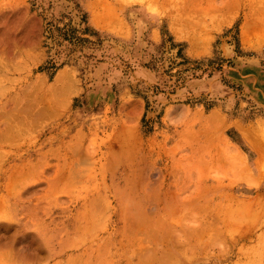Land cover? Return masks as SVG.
I'll return each instance as SVG.
<instances>
[{
	"label": "rangeland",
	"instance_id": "rangeland-1",
	"mask_svg": "<svg viewBox=\"0 0 264 264\" xmlns=\"http://www.w3.org/2000/svg\"><path fill=\"white\" fill-rule=\"evenodd\" d=\"M67 17L101 43L67 57L45 33ZM263 17L264 0H0V264H264Z\"/></svg>",
	"mask_w": 264,
	"mask_h": 264
},
{
	"label": "trees",
	"instance_id": "trees-1",
	"mask_svg": "<svg viewBox=\"0 0 264 264\" xmlns=\"http://www.w3.org/2000/svg\"><path fill=\"white\" fill-rule=\"evenodd\" d=\"M62 18H66V15H62ZM67 21H64L62 25L59 24H53V23H48L49 27L45 29L46 33V38L47 39H53L58 45L61 44L62 42H66V56L69 57L71 56V53L78 50L82 51L85 45L89 44L90 47L96 44L101 43V38L99 37L98 33L96 31H91L89 27L86 25L85 19L82 17L81 21L78 22V26H73L71 25L72 19L70 17H67ZM85 24V25H83ZM51 26V27H50ZM84 34H89L93 35L95 39H90L87 36H84ZM174 43L172 42H166L163 41L159 47H158V57H155L152 59V68H156V63L159 62L163 59H166L163 57V53L166 51V49H174ZM167 50V51H169ZM82 56L85 57H92L93 54H82ZM168 60L173 63V65H184L187 63H199L196 60H189L187 59L181 49H177L174 53V55H171L170 58L168 57ZM50 66L51 67H57L54 65V61H50ZM196 66V65H195ZM190 68H196L194 66H187L184 67L183 70H189ZM164 73L168 72V69L163 70Z\"/></svg>",
	"mask_w": 264,
	"mask_h": 264
},
{
	"label": "bare ground",
	"instance_id": "bare-ground-1",
	"mask_svg": "<svg viewBox=\"0 0 264 264\" xmlns=\"http://www.w3.org/2000/svg\"><path fill=\"white\" fill-rule=\"evenodd\" d=\"M133 2H134V1H133ZM92 9H93V8H92ZM251 9H253V7H252ZM251 9H250V10H251ZM257 10H259V8H257ZM257 10H256V11H257ZM252 11L254 12V10H251V13H252ZM259 11H260V10H259ZM251 13H250V14H251ZM262 14H263V13H262ZM97 15H98V14H97ZM100 15H101V14H100ZM252 15H253V14H252ZM262 16H263V15H262ZM249 17H250V16H249ZM263 18H264V17H263ZM250 19H251V17H250ZM252 19H253V18H252ZM254 20H255V19H254ZM260 21H262V19H261ZM97 22H98V21H97ZM245 22H246L245 24L248 23V21H245ZM251 22L254 23V21L252 20V21H250L247 25H249V24L251 25V24H252ZM254 24H255V23H254ZM254 24H253V25H254ZM256 24L260 25L259 22L256 23ZM261 25H263V23H262ZM190 41H191V39H190ZM191 42H192V41H191ZM191 42H190V43H191ZM63 78H64V77H63ZM64 80H65V79H64ZM52 87H53V86H52ZM60 90H62L61 87H60ZM56 91H57V90L55 89V92H56ZM8 123H9V122H8ZM240 128H242V127L240 126ZM243 128H244V127H243ZM242 132H244V131H242ZM244 134L247 135V133H244ZM255 134H256V133H255ZM247 136H250V135H247ZM255 136H256V135H255ZM245 137H246V136H245ZM209 138H210V137H209ZM248 138H249V137H248ZM248 138H247V139H248ZM253 138H254V137H253ZM205 139H206V137H205ZM249 139H250V138H249ZM252 140H253V139H252ZM255 140H256V139H255ZM259 140H261V139H259ZM248 141H249V140H248ZM254 142H256V141H254ZM257 143H259V142L257 141ZM257 143H256V144H257ZM260 144H261V143H259V146H260ZM263 144H264V143H263ZM252 145H253V144H252ZM261 145H262V144H261ZM256 147H258V146H256ZM259 148H260V147H259ZM261 148H262V146H261ZM257 149H258V148H257ZM257 149H256V150H257ZM262 149H263V148H262ZM258 150H260V149H258ZM263 150H264V149H263ZM263 150H262V152H263ZM262 152H261V153H262ZM208 153H209V151H208ZM258 153H259V152H258ZM258 153H257V154H258ZM263 153H264V152H263ZM259 154H260V153H259ZM195 155H196V154H195ZM260 155H261V154H260ZM260 155H259V156H260ZM263 156H264V154H263ZM196 159H197V157H196ZM197 160H198V159H197ZM205 160H206V159H205ZM205 160H204V161H205ZM259 161H260V160H259ZM244 171H245V170H244ZM242 173H243V172H242ZM244 174H245V173H244ZM250 174H251V173H250ZM261 175H262V174H261ZM247 176H248V174H247ZM248 177H250V176H248ZM16 178H17V176H16ZM254 178H255V177H254ZM250 179H251V178H250ZM257 179H258V178H257ZM251 180H252V179H251ZM245 181H246V180H245ZM258 181H259V179H258ZM258 181L256 180V182H258ZM256 182H255V184H257ZM252 183H253V182H252ZM253 184H254V183H253ZM212 187H213V186H212ZM208 189H209V188H208ZM193 195H195V194L193 193ZM202 195H203V194H202ZM199 197H200V196H199ZM199 197H198V198H199ZM198 198H197V199H198ZM257 198H259V197H257ZM257 198H256V199H257ZM191 200H195V199L193 198V199H191ZM255 201H256V200H255ZM194 202H195V201H194ZM184 203H185V202H184ZM186 203H189V202H186ZM186 203H185V204H186ZM190 203H192V201H191ZM218 204H219V203H218ZM245 204H246V203H245ZM190 205H191V204H190ZM190 205H188V206H190ZM205 205H206V204H205ZM207 205H208V204H207ZM216 205H217V203H216ZM216 205H215V206H216ZM224 208H225V207H224ZM138 217H139V216H138ZM138 217H137V218L135 217V218H136V219H139ZM127 219H128V218H127ZM140 219H141V218H140ZM141 223H142V225H143V222H141ZM139 224H140V223H139ZM216 224H217V223H216ZM142 225H141V226H142ZM214 226H216V225H214ZM139 227H140V226H139ZM199 227H200V226H198V228H199ZM204 227L206 228V226H204ZM212 227H213V226H212ZM192 228H193V227H192ZM194 228H196V227L194 226ZM194 228H193V230H194ZM198 228H197V229H198ZM209 228H210V227H209ZM139 229H141V228H139ZM197 229H196V230H197ZM161 230H162V229H161ZM164 230H166V229H164ZM164 230H163V233H161V234H165V237H167L168 233L165 232ZM193 230H192V231H193ZM202 230L205 231L204 228H202ZM202 230L200 229V231H198V230H197V231H198V233H199V232H201ZM210 230H211V229H210ZM210 230H209V231H210ZM192 231H191V232H192ZM161 232H162V231H161ZM168 232H169V230H168ZM193 232H194V231H193ZM195 233H196V231H195ZM195 233H192V234L194 235ZM157 234L160 236V232L157 233ZM157 234H156V235H157ZM166 234H167V235H166ZM188 234H189V233H188ZM201 234H202V233H201ZM201 234L199 233V235H201ZM177 235H178V234H177ZM177 235H176V236H177ZM183 235H184V234H183ZM199 235L197 234V237H198ZM208 235H209V234H208ZM159 236H157V237H159ZM194 236H195V235H194ZM203 236H204V235H203ZM203 236H202V237H203ZM205 236H206V235H205ZM205 236H204V237H205ZM160 237H161V236H160ZM163 237H164V235H163ZM163 237H162V238H163ZM177 237H178V236H177ZM179 237H180V235H179ZM184 237L186 238V236H183V238H184ZM190 237H191V236H190ZM202 237H200V238H202ZM191 238H192V237H191ZM164 239H165V238H164ZM175 239H177V238L175 237ZM192 239H193V238H192ZM194 239H195V238H194ZM187 240H188V239H186L185 241H187ZM176 241H178V239H177ZM185 241H184V242H185ZM188 241H189V240H188ZM188 241H187V245H189V243H190V241H189V243H188ZM178 242H179V241H178ZM185 243H186V242H185ZM185 243L182 244V241H181V244H182V245H185ZM201 243H202V242H201ZM172 244H173V243H172ZM181 244H180V246H181ZM204 244H205V243H204ZM174 245H175V244H174ZM176 245H177V242H176ZM176 245H175V246H176ZM178 245H179V244H178ZM178 245H177V247H178ZM190 245H191V244H190ZM190 245H189V246H190ZM197 245H198V244H197ZM199 245H200V244H199ZM175 246H174V247H175ZM180 246H179V248H181ZM184 247H185V246H184ZM184 247L182 246L181 249L184 250ZM186 247H187V246H186ZM179 248H178V250H179ZM189 248H190V247H189ZM141 249H142V248H141ZM146 249H147V248H146ZM152 249H153V248H151V250H152ZM181 249H180V250H181ZM193 249H194V248H193ZM139 250H140V249H139ZM139 250H138V251H139ZM142 250H143V249H142ZM149 250H150V249H149ZM151 250H150V251H151ZM176 250H177V249H176ZM189 250L191 251L192 249H189ZM144 251H145V250H143V252H144ZM187 251H188V248H187ZM192 251H193V250H192ZM195 251H196V250H195ZM143 252H142V253H143ZM147 252H148V250H147ZM147 252H145L146 254H145V253L142 254L143 258H142V256H140V257H141L142 259H144L145 257H147V254H148ZM193 252H194V251H193ZM150 253H151V254H148V255H153L152 251H151ZM140 254H141V253H140ZM140 254H139V255H140ZM145 255H146V256H145ZM171 255H172V254H171ZM168 256H169V255H168ZM149 257H150V256H149ZM149 257H148V258H149ZM171 257H173V255H172ZM160 258H161V256H160ZM147 261L150 262L151 260L149 261V260L147 259ZM140 262H141V261H140ZM140 262H139V263H140ZM151 263H152V262H151ZM143 264H144V263H143ZM148 264H149V263H148Z\"/></svg>",
	"mask_w": 264,
	"mask_h": 264
}]
</instances>
